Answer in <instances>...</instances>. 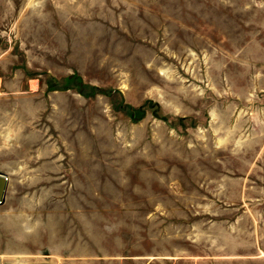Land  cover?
<instances>
[{
	"label": "rangeland",
	"instance_id": "rangeland-1",
	"mask_svg": "<svg viewBox=\"0 0 264 264\" xmlns=\"http://www.w3.org/2000/svg\"><path fill=\"white\" fill-rule=\"evenodd\" d=\"M0 264H264V0H0Z\"/></svg>",
	"mask_w": 264,
	"mask_h": 264
},
{
	"label": "water",
	"instance_id": "water-1",
	"mask_svg": "<svg viewBox=\"0 0 264 264\" xmlns=\"http://www.w3.org/2000/svg\"><path fill=\"white\" fill-rule=\"evenodd\" d=\"M7 177L0 171V203L4 199Z\"/></svg>",
	"mask_w": 264,
	"mask_h": 264
}]
</instances>
